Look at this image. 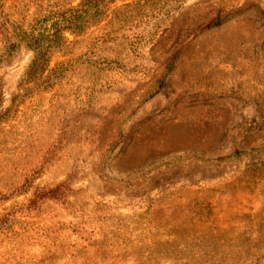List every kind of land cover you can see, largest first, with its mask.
I'll use <instances>...</instances> for the list:
<instances>
[{"label":"rangeland","instance_id":"rangeland-1","mask_svg":"<svg viewBox=\"0 0 264 264\" xmlns=\"http://www.w3.org/2000/svg\"><path fill=\"white\" fill-rule=\"evenodd\" d=\"M47 260L264 264V0H0V264Z\"/></svg>","mask_w":264,"mask_h":264},{"label":"trees","instance_id":"trees-1","mask_svg":"<svg viewBox=\"0 0 264 264\" xmlns=\"http://www.w3.org/2000/svg\"><path fill=\"white\" fill-rule=\"evenodd\" d=\"M224 20L225 19L213 21L210 24H208V26L219 25ZM38 67H39L38 61L36 59H31V61L29 62L28 66H27V70H28L29 75L35 76V73H37V71H38ZM62 185H63L62 183H58V184L54 185L53 187L41 188L39 190V192H36L37 193V199L41 202V204L43 202L49 200V199H54V200L62 199V200H64V197L66 194H64V191L62 190ZM47 263L50 264L51 262L49 260H47ZM35 264H39V262H36Z\"/></svg>","mask_w":264,"mask_h":264}]
</instances>
